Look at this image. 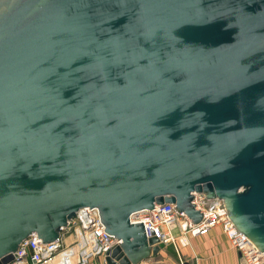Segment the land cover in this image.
Listing matches in <instances>:
<instances>
[{
	"label": "water",
	"instance_id": "obj_1",
	"mask_svg": "<svg viewBox=\"0 0 264 264\" xmlns=\"http://www.w3.org/2000/svg\"><path fill=\"white\" fill-rule=\"evenodd\" d=\"M195 192L264 252V0H0V264L84 207L139 264Z\"/></svg>",
	"mask_w": 264,
	"mask_h": 264
},
{
	"label": "built area",
	"instance_id": "obj_2",
	"mask_svg": "<svg viewBox=\"0 0 264 264\" xmlns=\"http://www.w3.org/2000/svg\"><path fill=\"white\" fill-rule=\"evenodd\" d=\"M193 202L205 214L200 223H194L171 203L156 204L155 210L133 213L130 220L132 223L147 221L165 245L173 244L176 248L178 240L188 234L197 235L220 226L232 247L239 251L241 264H264V252L234 226L222 199L195 192ZM104 229L101 213L84 207L62 229L57 240L42 242L37 234L30 235L20 244L11 264H92L98 258L106 261L108 250L120 240Z\"/></svg>",
	"mask_w": 264,
	"mask_h": 264
},
{
	"label": "crops",
	"instance_id": "obj_3",
	"mask_svg": "<svg viewBox=\"0 0 264 264\" xmlns=\"http://www.w3.org/2000/svg\"><path fill=\"white\" fill-rule=\"evenodd\" d=\"M92 264L107 262L98 258ZM139 264H241V256L223 229L215 226L205 233L188 234L178 240L177 248L165 245L158 254Z\"/></svg>",
	"mask_w": 264,
	"mask_h": 264
},
{
	"label": "rangeland",
	"instance_id": "obj_4",
	"mask_svg": "<svg viewBox=\"0 0 264 264\" xmlns=\"http://www.w3.org/2000/svg\"><path fill=\"white\" fill-rule=\"evenodd\" d=\"M170 246H173L175 248V246L173 244H169Z\"/></svg>",
	"mask_w": 264,
	"mask_h": 264
}]
</instances>
